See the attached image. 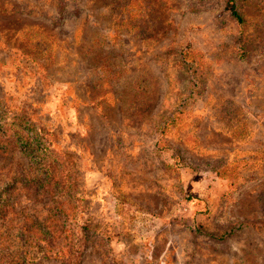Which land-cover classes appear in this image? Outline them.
Instances as JSON below:
<instances>
[{
	"label": "rangeland",
	"instance_id": "rangeland-1",
	"mask_svg": "<svg viewBox=\"0 0 264 264\" xmlns=\"http://www.w3.org/2000/svg\"><path fill=\"white\" fill-rule=\"evenodd\" d=\"M0 264H264V0H0Z\"/></svg>",
	"mask_w": 264,
	"mask_h": 264
},
{
	"label": "trees",
	"instance_id": "trees-1",
	"mask_svg": "<svg viewBox=\"0 0 264 264\" xmlns=\"http://www.w3.org/2000/svg\"><path fill=\"white\" fill-rule=\"evenodd\" d=\"M233 8V7H232ZM231 14L237 19L240 20L239 15L236 13V11L234 9H232Z\"/></svg>",
	"mask_w": 264,
	"mask_h": 264
}]
</instances>
